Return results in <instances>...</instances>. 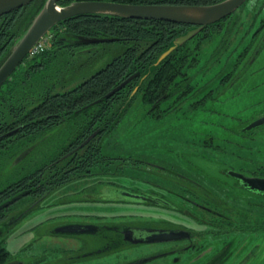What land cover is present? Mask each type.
<instances>
[{
  "label": "trees",
  "instance_id": "trees-1",
  "mask_svg": "<svg viewBox=\"0 0 264 264\" xmlns=\"http://www.w3.org/2000/svg\"><path fill=\"white\" fill-rule=\"evenodd\" d=\"M76 1L204 6L223 0H59L58 4ZM45 2L36 0L0 16V67ZM225 19L204 27L162 60L193 26L106 14L79 15L54 26L46 35L51 37L48 46L29 55L0 88V207L19 197L0 208V223L16 211L21 213L10 217L24 219L53 191L73 181L126 174L129 160L116 157L119 146L111 149V145L132 111L157 121L214 100V90L194 84L196 75L191 72L199 64L203 44L221 34ZM79 37L112 39L102 44L116 43V54L105 64L99 62L95 56L101 44H83L77 42ZM133 75L137 76L123 89L107 97ZM56 127L60 139L54 141ZM0 248L4 262L8 252L5 245Z\"/></svg>",
  "mask_w": 264,
  "mask_h": 264
},
{
  "label": "rangeland",
  "instance_id": "rangeland-1",
  "mask_svg": "<svg viewBox=\"0 0 264 264\" xmlns=\"http://www.w3.org/2000/svg\"><path fill=\"white\" fill-rule=\"evenodd\" d=\"M259 6H264V0H247L238 10L243 13L241 21L238 20L240 27L238 25L232 31L233 36L221 32L215 34L203 44L199 52V64L191 72L194 73L193 77L196 75L194 84L200 87L206 85L207 91L214 90L211 95L214 100L203 108L177 110L157 121L142 119V112L135 114V110L132 111L119 125L111 145V149L114 145L119 146L114 150L116 157L129 160V168L124 170L126 174L86 177L56 189L4 236L9 251L15 254L31 247L27 258L34 255L32 260H35L46 256V262L35 264H66L63 262L66 260L64 255L70 257L78 250L83 251L89 238L54 235L56 227L62 224L83 221L153 224L159 223V218L163 217L172 225H192L183 215L162 212L150 207L152 202L146 200L165 198L177 204L174 199L182 201L177 194L190 196V193L182 191V185L196 188L190 181L205 186L227 202L239 226L243 219L247 224L264 216V196L241 190L238 179L230 174L264 176V128L246 130L264 116V50L252 64L255 48L264 45V42L260 43L264 38V30L255 38L258 43L248 46L264 16ZM238 16L235 13L233 17L238 19ZM245 35L246 41L241 43ZM50 38L45 39L47 46ZM196 42L198 40L193 43ZM117 47L116 43L101 44L95 57L105 64L116 54ZM59 128L52 131L56 138L54 141L60 139L56 134ZM49 148L53 150V143ZM147 160L162 161L169 166L173 164L176 173L169 175V172H161L146 163ZM168 189L169 192L166 191ZM128 199L137 202H124ZM251 200L260 203L256 207H248ZM237 213L241 214L236 216ZM247 218L250 220L247 221ZM261 225L258 234L241 231L229 237L228 247H232L234 252L236 245L246 241L248 248L241 252L247 256L251 252L250 245L253 246L256 240L264 242V228ZM260 248H264V243ZM127 255L126 252L121 253L123 262L125 256L129 257ZM258 256L255 259L252 257L247 263L255 261L256 264H264V261L260 263L258 260L264 257L261 254ZM106 257H101L100 263L109 264L111 260ZM29 259H24L25 264H29ZM87 262L91 263L92 259L89 258Z\"/></svg>",
  "mask_w": 264,
  "mask_h": 264
},
{
  "label": "flooded vegetation",
  "instance_id": "flooded-vegetation-1",
  "mask_svg": "<svg viewBox=\"0 0 264 264\" xmlns=\"http://www.w3.org/2000/svg\"><path fill=\"white\" fill-rule=\"evenodd\" d=\"M259 7V9L261 10L260 13H263L264 6ZM238 10L236 12L239 15L238 19H235L233 17L235 16V14H233L223 21L221 33H223L224 35L228 33L233 36V29H236L238 25L240 27V23L238 22L241 21L240 16L243 11ZM260 20L261 21L259 24V28L253 33V40L251 42H248L251 43L248 45L249 47L251 45L253 46L255 43H258V41L255 42V38L264 30V16ZM246 35L243 40L239 38L241 40V43H244L246 41ZM263 42L264 38H262L260 43ZM260 46L255 48L252 56V59L254 58L252 64L264 50V45L262 47ZM242 53H244V49ZM223 81L224 76L221 78V82ZM259 127L264 128V125L258 126L254 128V130ZM161 162H155L153 160L146 161V163L152 165L155 169L161 172H169V175L176 173V169L173 164L169 166ZM126 167L129 168L128 165H126ZM225 172L228 171L226 170ZM233 173L234 172H231L230 174L234 178L238 179V186H240L239 188H241V190H245L246 192L250 193L252 192V195L264 196V192L250 189V187H248V185H246L242 179L234 176ZM246 177L264 179V176L259 177L252 175ZM188 181H190V179H188ZM190 182L192 184H195L196 188H185V185H182L181 187H184L182 188V191L188 192V194L190 193V196L192 197L179 193L177 195L181 197L182 201L174 199V202H178L177 204H173L172 202H170V200H167L165 198L151 199L150 201L148 199L146 200L147 202H152V205H150V207L157 208L162 212H172L174 213V215H183L184 217L188 218L192 225H185L184 223L172 225L171 223H169V221H165V219L163 220V217L159 218V223L153 224H105L104 222L91 223L83 221V223L73 224H81L86 226L90 225L88 226L89 228H86L88 231H85L84 233H65L59 230L60 228L68 224H62L56 227L53 232L54 235L74 237L86 236L89 238V240L86 242L87 247L85 245V249L83 251L78 250V253L71 254L70 257L64 255L63 258H65L66 260H64L63 262H65L66 264L70 262L80 264H105L100 263V261L101 257L107 256L106 259L110 258L111 260L109 264H153L155 261L159 262H156L154 264H196V262H200L197 264H249L247 263V261L252 257H254L255 259L256 257H260L258 256L260 254L262 257H264V248H260L261 244H263L264 242L259 241V239L256 240L253 246L250 245L251 252L247 256H245V253L241 252L243 251V249L248 248L249 244L246 241L245 243H240L239 246L236 245V247L234 248V252H232V247H228V238L233 235H237L241 231L250 232L252 235L260 233V223H262L261 227L264 228V221H262L264 219V216H261L260 218L257 217L255 220L253 219L251 223L247 224H245V219H243V222L240 223L241 226H243L241 227L239 226V224H237L236 219L233 216V210L227 205V202L219 198V196L212 190H207L205 186L197 184L194 181ZM166 191L169 192V189ZM135 199L137 200L138 198ZM136 200L128 199L124 200V202H137ZM259 203L260 201L251 200L248 204V207H256V205H258ZM19 212L21 213V211H16L12 214L9 213L7 220L5 219L6 221H1L0 225L11 220L13 217L10 216H12L13 214H20ZM240 214L237 213L236 216ZM18 217L20 216L15 217V219ZM246 220L248 221L250 219L247 218ZM18 222H16L12 227H14ZM91 226L93 227L91 228ZM10 229L0 237V241L10 231ZM173 230L178 231L175 239L161 241L165 237V235ZM212 239H215V241L212 242ZM6 243L7 238L3 239L1 244L6 246ZM88 243L90 245H88ZM219 243L220 246L218 247ZM30 249L31 247L26 249L24 248L20 252L13 254L6 247L8 258L4 262L0 261V264H25V260L29 259L27 258V254ZM1 251L3 250L0 248V252ZM124 251L128 253L127 256H129L128 258L130 259L125 256V261L123 262L121 253H125ZM33 256L34 255H32L29 259V264L40 262L42 263L45 261L46 257L44 255V257H38L35 258V260H32ZM89 258L92 259L91 263L87 262L89 261ZM258 260H260V263L264 261L263 258ZM256 263L257 262L255 261L251 262V264Z\"/></svg>",
  "mask_w": 264,
  "mask_h": 264
},
{
  "label": "water",
  "instance_id": "water-1",
  "mask_svg": "<svg viewBox=\"0 0 264 264\" xmlns=\"http://www.w3.org/2000/svg\"><path fill=\"white\" fill-rule=\"evenodd\" d=\"M36 0H0V16L8 14L14 10L20 9ZM59 0H46L44 6L39 11L37 16L33 19L30 26L23 35L18 39L16 45L11 51L10 55L0 67V88L12 76L15 70L23 63L29 56L31 50L42 40L50 30L58 23L79 15L87 14H106L129 19L142 20H157L172 22L175 24H185L193 26L185 35L176 39L174 46L165 52L160 60L173 52L178 45H182L192 39L195 35L200 33L204 27L221 21L237 12L247 0H223L222 2L211 5H155V4H126L110 1H76L66 6H60ZM77 42L83 44H102L112 42V39H98L79 37ZM137 75H133L125 80L122 84L114 88L107 97L112 96L121 89H123L132 79ZM264 125V116L247 127L246 130L254 129L258 126ZM98 132L93 133L88 137L81 146L86 145L91 141ZM11 134V133H10ZM234 176L239 177L244 181L250 189L264 192V179L249 178L242 174L233 173ZM19 197L11 200L15 202ZM5 203L3 208L10 204ZM21 218H12L6 223L0 225V237L6 233L16 222ZM90 226V225H88ZM81 224H68L60 228L59 231L65 233H84L89 228ZM93 226H91L92 228ZM178 231H171L161 240H173L176 238Z\"/></svg>",
  "mask_w": 264,
  "mask_h": 264
},
{
  "label": "built area",
  "instance_id": "built-area-1",
  "mask_svg": "<svg viewBox=\"0 0 264 264\" xmlns=\"http://www.w3.org/2000/svg\"><path fill=\"white\" fill-rule=\"evenodd\" d=\"M45 46H46V42H45V40H44V41H41L38 45H36V46L33 48L31 54H36V53L42 51V50L44 49Z\"/></svg>",
  "mask_w": 264,
  "mask_h": 264
},
{
  "label": "crops",
  "instance_id": "crops-1",
  "mask_svg": "<svg viewBox=\"0 0 264 264\" xmlns=\"http://www.w3.org/2000/svg\"><path fill=\"white\" fill-rule=\"evenodd\" d=\"M262 71H264V68L262 69ZM257 72H259V71H257Z\"/></svg>",
  "mask_w": 264,
  "mask_h": 264
}]
</instances>
